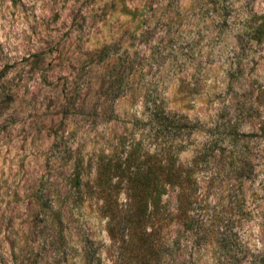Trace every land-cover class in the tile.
I'll return each instance as SVG.
<instances>
[{"label":"rangeland","instance_id":"1","mask_svg":"<svg viewBox=\"0 0 264 264\" xmlns=\"http://www.w3.org/2000/svg\"><path fill=\"white\" fill-rule=\"evenodd\" d=\"M141 205L167 264H264V0H0V264H131Z\"/></svg>","mask_w":264,"mask_h":264},{"label":"trees","instance_id":"2","mask_svg":"<svg viewBox=\"0 0 264 264\" xmlns=\"http://www.w3.org/2000/svg\"><path fill=\"white\" fill-rule=\"evenodd\" d=\"M167 161L168 168L164 182L168 187L179 189L177 205L171 213L174 212L176 219L184 224L188 221L189 211L192 210V205L195 202L193 190L198 184L197 172L200 169L197 168L202 162V157L198 156L196 161L185 166L177 164L178 161L173 155H169ZM158 188L157 185L153 188L154 199L160 197ZM138 210L141 216L138 215L136 221L132 222L131 227L128 228L127 235L121 239L119 247L121 260H128L131 264H167L166 252L176 244H173L170 238L163 241L160 234L153 229L147 232L145 216L143 217V213L147 209H145V205H141ZM109 231L112 234L113 229L111 228Z\"/></svg>","mask_w":264,"mask_h":264}]
</instances>
